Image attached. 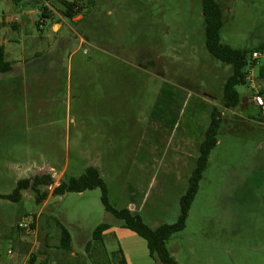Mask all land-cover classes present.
Here are the masks:
<instances>
[{"label":"rangeland","instance_id":"rangeland-1","mask_svg":"<svg viewBox=\"0 0 264 264\" xmlns=\"http://www.w3.org/2000/svg\"><path fill=\"white\" fill-rule=\"evenodd\" d=\"M63 1L46 2L53 19L42 20L25 1L0 0V47L14 69L0 80L37 88L27 97L0 92V195L38 174L54 181L39 189L48 194L40 203L30 191L17 203L0 200V264H29L32 255L35 264H161L105 212L98 189L52 190L93 167L113 208L151 229L175 223L213 107L217 144L185 229L166 248L178 264H264V125L246 102L253 81L264 85V50L246 69L251 86L236 88L237 109L226 110L231 67L205 49L201 0H93L73 21L62 16ZM215 2L223 45L250 52L264 43V0ZM100 224L109 229L93 241Z\"/></svg>","mask_w":264,"mask_h":264},{"label":"trees","instance_id":"trees-1","mask_svg":"<svg viewBox=\"0 0 264 264\" xmlns=\"http://www.w3.org/2000/svg\"><path fill=\"white\" fill-rule=\"evenodd\" d=\"M38 8L43 19H53L52 14L48 12L45 3L50 0H11L18 6L22 2ZM93 0H67L62 2V16L65 19L73 21L75 17L88 6H92ZM202 16L204 21L205 49L215 60L231 67V75L223 86V103L222 106L226 110L237 109L240 103V96L236 90L238 86H246L248 81L247 68L251 69L257 61L251 59L253 52L260 53L264 50V43L260 44L257 49L250 52L233 50L220 42V30L222 28V12L215 0H201ZM44 24L41 22L39 25ZM12 69L11 63L5 59L4 48L0 47V74L9 73ZM259 77L264 78V69L260 68ZM264 96V91H259ZM259 120L260 114L258 113ZM221 122V113L213 107L210 113V122L206 128L203 139L198 148V158L196 166L188 179V187L185 194L179 200V217L173 224H164L155 229L148 227L142 218L128 209L117 210L113 208L108 200V191L105 183L101 179L96 168L89 167L78 178H70L60 182L53 190V196H63L69 193H84L98 189L100 191V202L105 212L111 214L114 218L122 223V228L134 233L146 242L149 257L158 260L161 264H178L170 255L166 248L167 241L182 232L186 226L190 207L198 192L199 183L206 169L208 158L211 151L217 144V129ZM54 184L53 178L49 174H38L31 179H22L16 183V188L10 195H0V200L10 203L20 201L24 191L34 193L36 202L40 203L47 198V192L40 193L42 187L49 188ZM61 230L60 248L65 251L71 250V239L67 231L58 224ZM109 229L106 224H100L93 232L92 240L101 241L102 234ZM18 230L20 231L21 229ZM90 243H87L85 250L88 251ZM29 264H35V255L29 259ZM39 264H46L41 262ZM119 264H125L124 258H121Z\"/></svg>","mask_w":264,"mask_h":264},{"label":"crops","instance_id":"crops-1","mask_svg":"<svg viewBox=\"0 0 264 264\" xmlns=\"http://www.w3.org/2000/svg\"><path fill=\"white\" fill-rule=\"evenodd\" d=\"M57 24H54L53 26L55 27ZM58 26L60 27V23H58ZM13 29L14 30H17L18 28H19V25L15 22V23H13ZM1 47H3V46H1ZM5 52V51H4ZM38 55V54H37ZM36 55V56H37ZM35 56V57H36ZM5 59H6V57H5ZM14 71V69L12 68L11 69V71L9 72V73H12ZM0 75H3V74H0ZM259 78H261V77H259ZM1 82H3L1 85H0V92H2V93H4V92H8L9 91V89L11 90V91H15L16 89H17V92L18 93H23V96H26L27 97V94H29L32 90H36L37 88H34V87H36V86H32V85H30V84H27V85H24V86H21V87H18V88H16V87H14V86H8V84H6V85H4V83L6 82V80L4 79H2V80H0V83ZM251 83L252 82H250L249 84H250V86H251ZM253 83L254 84H252V86H251V89L252 90H255V91H264V85H262L261 83H256V82H254L253 81ZM263 88V89H262ZM261 89V90H260ZM258 91V92H259ZM246 99H247V103H251L250 102V99H251V95H248L247 97H246ZM252 104V103H251ZM253 107H255L254 105H253ZM256 108V107H255ZM257 109V108H256ZM257 112L259 113V111H258V109H257ZM257 122L260 124V125H263V123L259 120V117L257 118Z\"/></svg>","mask_w":264,"mask_h":264},{"label":"built area","instance_id":"built-area-1","mask_svg":"<svg viewBox=\"0 0 264 264\" xmlns=\"http://www.w3.org/2000/svg\"><path fill=\"white\" fill-rule=\"evenodd\" d=\"M260 57V53L258 52H253L251 55V59L253 61H257ZM250 78H251V73L248 72V81L250 82ZM250 102L258 109L259 114H260V118L262 120V123L264 125V96L261 95L258 91H255L252 95H251V99ZM53 171V170H51ZM32 223V220L29 219L28 221L20 224L18 227L21 230H25L28 229L29 225ZM9 255H12V253L9 251L8 252Z\"/></svg>","mask_w":264,"mask_h":264}]
</instances>
